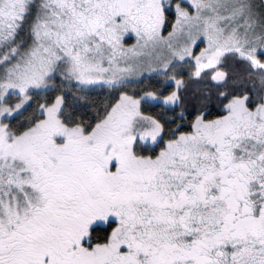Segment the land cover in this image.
I'll list each match as a JSON object with an SVG mask.
<instances>
[{"label": "snow or ice", "instance_id": "snow-or-ice-1", "mask_svg": "<svg viewBox=\"0 0 264 264\" xmlns=\"http://www.w3.org/2000/svg\"><path fill=\"white\" fill-rule=\"evenodd\" d=\"M0 264H264V0H0Z\"/></svg>", "mask_w": 264, "mask_h": 264}]
</instances>
